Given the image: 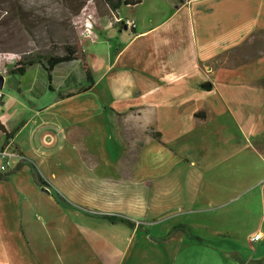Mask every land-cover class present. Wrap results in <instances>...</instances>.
<instances>
[{
    "label": "crops",
    "instance_id": "0c3cea01",
    "mask_svg": "<svg viewBox=\"0 0 264 264\" xmlns=\"http://www.w3.org/2000/svg\"><path fill=\"white\" fill-rule=\"evenodd\" d=\"M105 7L93 29H118V49L103 55L97 41L89 60L80 43L82 61L57 65L50 82L33 65L1 90L0 125L24 161L0 173V264H264L250 241L264 233V170L246 162L245 182L240 160L264 163V0ZM151 150L175 160L165 186L142 174ZM176 225L191 231L163 240Z\"/></svg>",
    "mask_w": 264,
    "mask_h": 264
},
{
    "label": "rangeland",
    "instance_id": "374dc122",
    "mask_svg": "<svg viewBox=\"0 0 264 264\" xmlns=\"http://www.w3.org/2000/svg\"><path fill=\"white\" fill-rule=\"evenodd\" d=\"M72 4H76L78 0H70ZM81 1V0H79ZM69 1L66 0H0V53L10 54L18 57H32L36 59L38 56L42 58H47L49 56H61L64 54L63 47L65 45H74L76 43L83 45V50L90 60V54L93 52L95 47V42L103 41L106 45L100 47V51L103 55L107 54V50L115 51L121 46V39L118 33V29L115 30V35L113 37H109L108 33H99L93 29V34L96 38L95 42L86 40L84 38L80 39V31L73 26L71 9H69L68 5ZM20 3L26 9V13L30 16V21L28 24L19 25L16 20L15 13V5ZM82 5L81 10L76 15L78 16L81 11L85 9L86 14L92 15L93 27L96 23L97 12L102 9V7L107 10L105 7L103 0H89L85 1ZM75 16V17H76ZM72 17V18H71ZM86 17V15L84 16ZM81 40V41H80ZM82 49V47H81ZM40 65V64H35ZM41 66V65H40ZM24 77V80L29 78L33 74V70L29 71ZM246 73H241L240 78L243 81ZM6 78V77H5ZM4 78V79H5ZM19 79V76L8 77L4 80L2 92L4 94H12L14 92V88L9 86L10 81H14L15 79ZM15 83L12 84V87H15ZM247 116V121L251 118V112L248 109V113H243ZM264 126V125H263ZM132 148V147H130ZM131 154L137 152V146L131 149ZM248 154V152H247ZM245 154L241 155L240 160L243 161L241 167V180L247 181L246 171L247 168L250 171L257 172L259 169L264 170V163L259 159L253 162L250 160H245ZM147 159L143 161V170L142 174L147 182L151 184H156V182L162 184V186L167 185L168 177H163L162 180H158L159 174H163L165 168L168 170L174 168L176 163L175 160H172L168 157V159L163 158V155L160 152H155L151 150L148 152ZM246 162H249L250 166L246 168ZM156 163V165H155ZM253 165V166H252ZM229 168V171H232L233 168ZM161 171V173H160ZM157 172L158 174H154ZM169 172V171H168ZM156 175V180L152 181L151 179ZM183 177L177 175L178 180H182ZM233 177H228V179L232 180ZM243 182V185L244 183ZM245 186L255 187V191H258L260 186L259 183L253 182L248 183ZM152 197V196H149ZM198 208L195 206L194 208ZM179 260V259H178ZM178 263V261H177Z\"/></svg>",
    "mask_w": 264,
    "mask_h": 264
},
{
    "label": "trees",
    "instance_id": "16d2710c",
    "mask_svg": "<svg viewBox=\"0 0 264 264\" xmlns=\"http://www.w3.org/2000/svg\"><path fill=\"white\" fill-rule=\"evenodd\" d=\"M68 2V7L71 9L72 17H75L79 11L82 8V5L85 1L89 0H81L76 2V4H72L70 0H66ZM139 0H103V3L112 11H115L119 9L122 5L127 6V5H134L137 4ZM15 13H16V20L19 25H25L28 24L30 21V16L26 13V9L23 5L20 3H17L15 5ZM71 17V18H72ZM64 54L61 56H49L47 58H42L38 56L36 59L30 58V57H18L15 56V63L14 65L9 68L8 70V75H23L27 69L35 64H40L44 71L46 72L47 75V81H51V72L53 71L54 67H56L59 64L62 63H68V62H73V61H82L83 56H82V49L80 44L76 43L74 45H65L63 47ZM82 70L86 79V82L88 85L85 88H81L79 92H85L88 89H90L93 81L90 76L88 67L85 63H82ZM50 91H52V88L49 86L48 87ZM63 96H57V99H61ZM0 133L4 135V144L2 147L7 143L8 140H12V134L7 133L3 127L0 125ZM147 136H149L152 140L157 142L158 144L163 145L161 142V134L157 131H154L152 129L147 130ZM14 148V147H13ZM32 170V175L34 178L35 183L37 186L42 187L43 189H48V192L51 194L53 199L57 202V204L61 205L62 207H67L68 204L66 200L56 191L54 190L43 178L40 176L38 171L34 168V166H31ZM8 174L0 175V180H6ZM111 221H114L111 217H107ZM123 223H127L130 225V223L127 220H122ZM189 231H191L189 226L186 225H176L174 226L162 239H168L171 236H173L175 233H182L186 234Z\"/></svg>",
    "mask_w": 264,
    "mask_h": 264
},
{
    "label": "built area",
    "instance_id": "2783aa9c",
    "mask_svg": "<svg viewBox=\"0 0 264 264\" xmlns=\"http://www.w3.org/2000/svg\"><path fill=\"white\" fill-rule=\"evenodd\" d=\"M84 8L81 13L74 17L72 20L73 26H75L80 31V39L84 38L86 40L95 42L96 38L93 34V22L92 15L86 14ZM86 15V17H84ZM114 22L116 24H125L126 26L133 29L135 27V23L130 20H123L118 17V13L115 14ZM15 63V56L10 54L0 53V77L3 79L8 76V70ZM3 94L0 90V111L3 106ZM24 157L17 152L13 146L12 141L8 140L7 143L0 148V173L7 172L14 163L23 162ZM48 191V189H46ZM250 241L253 243H262L264 245V233H257L250 238Z\"/></svg>",
    "mask_w": 264,
    "mask_h": 264
},
{
    "label": "water",
    "instance_id": "95a60500",
    "mask_svg": "<svg viewBox=\"0 0 264 264\" xmlns=\"http://www.w3.org/2000/svg\"><path fill=\"white\" fill-rule=\"evenodd\" d=\"M2 86H3V78L0 77V90L2 89ZM48 192V191H47Z\"/></svg>",
    "mask_w": 264,
    "mask_h": 264
}]
</instances>
